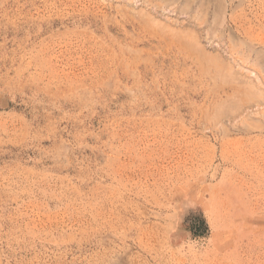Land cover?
Listing matches in <instances>:
<instances>
[{"label":"rangeland","instance_id":"obj_1","mask_svg":"<svg viewBox=\"0 0 264 264\" xmlns=\"http://www.w3.org/2000/svg\"><path fill=\"white\" fill-rule=\"evenodd\" d=\"M0 264H264V0H0Z\"/></svg>","mask_w":264,"mask_h":264}]
</instances>
